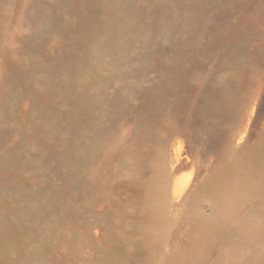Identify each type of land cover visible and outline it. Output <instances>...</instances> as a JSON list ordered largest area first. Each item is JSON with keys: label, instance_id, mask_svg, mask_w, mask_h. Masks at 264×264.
<instances>
[{"label": "rangeland", "instance_id": "374dc122", "mask_svg": "<svg viewBox=\"0 0 264 264\" xmlns=\"http://www.w3.org/2000/svg\"><path fill=\"white\" fill-rule=\"evenodd\" d=\"M263 134L264 0H0V264H264Z\"/></svg>", "mask_w": 264, "mask_h": 264}, {"label": "bare ground", "instance_id": "6f19581e", "mask_svg": "<svg viewBox=\"0 0 264 264\" xmlns=\"http://www.w3.org/2000/svg\"><path fill=\"white\" fill-rule=\"evenodd\" d=\"M236 152L237 151H234L231 154L230 158H232V160L230 159V163L227 164L222 170L220 169V172L216 178H214L212 181L199 184V189H205L210 191L219 188L220 190H223L224 197L221 199L219 207L228 208V210L234 209L239 204L240 195L242 193L241 191L243 190H241V183L239 181L236 182L235 179H237V171L240 168L244 158L253 157V159L257 160L258 168L261 170V173L264 174V134L258 139L255 144L251 145L250 147L248 146V149L245 151V154L243 153V155H239V153ZM243 189L245 190V188ZM243 196L245 197L246 195ZM213 222L209 217L202 218L205 233L210 232L214 228Z\"/></svg>", "mask_w": 264, "mask_h": 264}]
</instances>
